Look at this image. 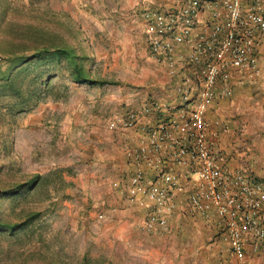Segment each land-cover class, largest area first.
I'll return each instance as SVG.
<instances>
[{
  "label": "rangeland",
  "instance_id": "1",
  "mask_svg": "<svg viewBox=\"0 0 264 264\" xmlns=\"http://www.w3.org/2000/svg\"><path fill=\"white\" fill-rule=\"evenodd\" d=\"M178 1L0 0V11L9 7L11 21L49 25L61 33L89 58L90 77L105 81L77 83L63 71L52 73L50 86L42 85L35 95L0 98V177L38 175L37 186L20 205L39 213L28 234L20 232L23 240L0 252V264H27L38 252L65 264H179L176 229L153 235L139 228L133 238L112 219L114 205L126 199L127 177L118 179L120 188L114 186L116 168L110 161L115 145L123 154L126 148L115 141L120 130L108 128L111 119L130 110L140 113L141 124L144 108L159 102L171 78L149 56L141 13ZM4 42L1 37L0 48ZM261 51L264 55V44ZM237 76L234 71L231 78ZM253 77L264 83L263 58ZM243 88L251 92L244 114L253 126H246L239 140L247 156L264 153V147L256 148L264 145V84L247 82ZM250 165L243 161L238 169L254 173L264 162ZM258 259L264 263V241Z\"/></svg>",
  "mask_w": 264,
  "mask_h": 264
},
{
  "label": "built area",
  "instance_id": "2",
  "mask_svg": "<svg viewBox=\"0 0 264 264\" xmlns=\"http://www.w3.org/2000/svg\"><path fill=\"white\" fill-rule=\"evenodd\" d=\"M141 19L151 59L172 77L191 71L198 86L187 74L175 85L181 101L169 121L175 136L162 122L150 130L146 146L126 150L133 161L144 160L155 170L147 176L137 167L126 178V201L145 209L144 232L166 234L186 180L191 183L188 211L214 222L233 264H254L264 240V182L250 170L228 165L226 153L209 137L205 116L214 99L231 95L234 71L252 76L260 72L264 0H179L163 9H145ZM139 118V112L130 110L111 119L108 128L133 130ZM174 165L183 170H174Z\"/></svg>",
  "mask_w": 264,
  "mask_h": 264
},
{
  "label": "crops",
  "instance_id": "3",
  "mask_svg": "<svg viewBox=\"0 0 264 264\" xmlns=\"http://www.w3.org/2000/svg\"><path fill=\"white\" fill-rule=\"evenodd\" d=\"M206 15V13H202L201 17ZM186 74L191 76L194 87H197L195 86L197 84L195 74L191 71H183L182 74L179 73L174 77L169 75L171 79L166 81L167 86L161 93L159 102L153 103L154 106L141 119V124L133 130L115 132V141L122 142V144H118H121L126 150L139 149L147 145L150 130L162 122L166 123L168 132L175 136L177 132L173 126L169 125V121L176 117L177 107L181 104V101L174 92V88L182 75ZM238 75L234 79H230L233 95L217 97L208 108L205 116L207 132L215 147L226 153L230 167L239 168L243 161H249L252 165L250 167L253 168L254 165L264 162V153L253 154L252 152L247 156L243 143L239 140V138H243V133H247V128L253 126L251 123L246 124L245 100L251 96V92L243 90V85L247 82L251 85L256 82L258 87H261L264 83L258 84L257 77L249 74L238 73ZM189 106H191V103ZM246 126L248 127L245 128ZM169 144L170 141L165 142V150L169 148ZM263 147V143L256 146L260 150H263ZM114 148L116 152H113L112 156L114 157L110 161L111 166L116 168L114 186L120 188L118 179H123V176L128 177L137 167L144 169L148 174L147 176H152L155 173V170L148 167L144 160H141L140 163L135 162L127 153L123 154L118 149V145H115ZM174 170L181 171L183 169L174 165ZM253 170L255 171L254 175L264 182V166L255 167ZM182 182L183 188L179 191L177 197V210L169 218L171 227L176 229L177 233L176 241L179 245L176 256H179V264H233V260L227 254V243L222 238H214L216 232L214 222L211 219L202 217L200 214L188 211L187 196L191 183L186 182V180H182ZM114 206L116 209L112 214V219L116 223L118 222L119 226L125 228L127 235L136 238L139 228L142 229L145 209L130 205L126 199L123 202L120 200ZM253 262L254 264H264L259 259H254Z\"/></svg>",
  "mask_w": 264,
  "mask_h": 264
},
{
  "label": "trees",
  "instance_id": "4",
  "mask_svg": "<svg viewBox=\"0 0 264 264\" xmlns=\"http://www.w3.org/2000/svg\"><path fill=\"white\" fill-rule=\"evenodd\" d=\"M7 8L0 11V38L5 40L4 47L0 48L3 56L0 58V98L21 99L25 94L35 95L42 85L50 86L48 77L52 73L63 71L77 83L105 84L90 77L85 67L89 58L70 45L61 33L49 25L15 23L7 18ZM37 179L38 175L25 180L0 177V252L7 244L22 241L25 235L20 232L28 234L29 222L39 215L20 205L37 186ZM36 254L27 264H65L43 252Z\"/></svg>",
  "mask_w": 264,
  "mask_h": 264
}]
</instances>
